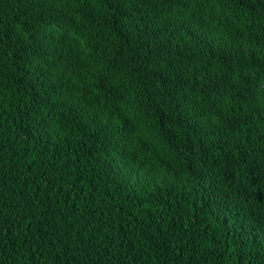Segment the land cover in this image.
Wrapping results in <instances>:
<instances>
[{
    "label": "trees",
    "instance_id": "obj_1",
    "mask_svg": "<svg viewBox=\"0 0 264 264\" xmlns=\"http://www.w3.org/2000/svg\"><path fill=\"white\" fill-rule=\"evenodd\" d=\"M0 264H264V0H0Z\"/></svg>",
    "mask_w": 264,
    "mask_h": 264
},
{
    "label": "bare ground",
    "instance_id": "obj_2",
    "mask_svg": "<svg viewBox=\"0 0 264 264\" xmlns=\"http://www.w3.org/2000/svg\"><path fill=\"white\" fill-rule=\"evenodd\" d=\"M240 184V183H239Z\"/></svg>",
    "mask_w": 264,
    "mask_h": 264
}]
</instances>
